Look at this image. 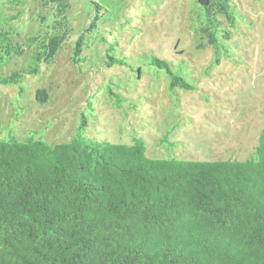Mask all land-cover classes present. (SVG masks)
Listing matches in <instances>:
<instances>
[{"label": "trees", "instance_id": "trees-1", "mask_svg": "<svg viewBox=\"0 0 264 264\" xmlns=\"http://www.w3.org/2000/svg\"><path fill=\"white\" fill-rule=\"evenodd\" d=\"M71 1L0 0V87H17L16 101L23 82L70 43L82 72L99 16L73 36ZM195 3L203 36L219 50L218 36L230 35L218 17L234 26L230 0ZM27 52L25 68L5 72ZM109 52L107 67L124 63ZM148 65L169 76L170 90L193 87L167 60L152 56ZM35 88V101L51 99L49 88ZM87 126L81 114L63 141L35 129L19 138L8 128L0 138V264H264V126L246 158L212 161L151 157L141 137L112 143L87 136Z\"/></svg>", "mask_w": 264, "mask_h": 264}, {"label": "rangeland", "instance_id": "rangeland-1", "mask_svg": "<svg viewBox=\"0 0 264 264\" xmlns=\"http://www.w3.org/2000/svg\"><path fill=\"white\" fill-rule=\"evenodd\" d=\"M71 3L73 36L99 16L83 73L69 59L70 43L48 71L23 82L22 98H13L17 87H0V138L8 128L19 138L35 129L45 141H63L84 114L87 136L112 143L141 137L151 157L212 161L249 155L264 126V0H230L234 26L218 17L230 35L218 36L219 50L203 36V11L195 0ZM25 24L24 33L33 30L32 19ZM108 49L124 63L107 67ZM152 56L180 69L193 87L170 90L169 76L148 65ZM28 59L29 52L13 59L5 72L25 68ZM40 83L52 94L47 103L35 101Z\"/></svg>", "mask_w": 264, "mask_h": 264}]
</instances>
